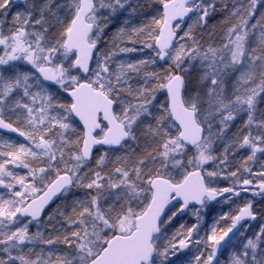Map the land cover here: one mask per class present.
<instances>
[{
	"label": "rangeland",
	"instance_id": "374dc122",
	"mask_svg": "<svg viewBox=\"0 0 264 264\" xmlns=\"http://www.w3.org/2000/svg\"><path fill=\"white\" fill-rule=\"evenodd\" d=\"M231 1L237 3L240 0ZM95 2L96 11L89 22L96 25L97 30L91 42L110 51L106 54H103L102 51L101 54L99 53L100 67H98L96 59L93 70L97 74L94 75L92 71L88 82L92 80L104 84L103 88L99 86L95 88L114 99L117 103L116 115L118 118L123 117L122 108L124 107L131 105L139 108L143 117L139 126H146L157 118L161 119L157 123L159 140L171 135L172 141L175 142V158L166 161L171 169H158L153 164H149L141 173L143 176L151 173L155 174L153 177L159 176L179 183L189 172L201 170L205 172L208 184L213 186L216 183L215 178H218L222 173L221 166L226 164V160L234 158L238 151L256 153L261 159H264V92L257 88L256 94L252 95L245 91L249 85L241 81L237 85L240 96L238 100L235 97L226 98L223 101L217 99L215 107H213L204 96V91L209 85L201 82L202 74L209 71L210 64L215 59V63L224 70L222 94L232 92L233 84L240 75L238 68L244 65H238L237 68L230 65L225 67L220 64L219 57H212L209 50L217 49L222 54L228 55V48L238 52L247 44L249 54L259 55L258 51L264 49V24L261 23L257 15L258 12L260 16L264 14V0H253L250 14L246 9L241 11L248 18H236L235 24L229 26L238 30L235 35H232V41L238 42L240 48H236L234 43L225 39V35L230 34L226 31L221 34L222 40H219L215 36L217 32L214 25L211 24V20L206 24L201 21V26L195 28V39L199 47L195 53H186L181 68L190 69L186 73L191 81V91L188 93L187 99L199 104V121L207 130L205 142L201 146L203 152L200 150L201 147L196 150H184L176 138L175 130L168 118L169 112L164 118L158 117L159 105L164 103L163 96L158 102L151 105L144 103V97L150 95L149 89L154 86L153 82L146 78V75L152 72L163 74L170 67L168 63L160 64L159 59L155 64L140 63L149 57L157 56L155 51L144 47V43L145 41L152 42L150 33L155 30L160 31L163 23H153L152 17L163 19L161 12L149 0H95ZM211 2L212 0H208L206 3L196 4L194 17L177 27L180 41L176 47L185 45L191 52L193 41L185 37L184 32L180 29L187 31L189 25L199 17L203 8L213 5ZM78 8L79 0H31L25 7L14 6L11 3L8 16L4 18L2 28H0L3 33L1 40L4 48L0 58V116L11 115L21 123L27 141L21 142L19 139L0 136V152L11 157L10 159H0V180L17 185L15 189L0 187V258L3 259L0 261L1 264L8 262L12 264H61L60 257L65 258L63 255L58 257V251H55L48 257L51 258L50 260H44L45 256L39 254L43 251L47 255L49 254L50 245L48 244L49 239H47L49 236L44 239L45 245L43 246L44 235H49V231L45 229L44 225L32 226L29 222H23L19 218V214L13 215L17 207L21 209L29 200L38 196L32 191V185L24 186L19 183L20 179L27 177L32 180L35 177L36 186L44 189L45 175L51 179L52 173L57 168L82 165L79 168L80 175L91 174L90 170H97L93 164L85 166L82 160L72 159V153L77 152L81 148V144L77 143L80 138L79 126L72 116L71 106L65 96V92L72 89L71 84L69 83L64 89L48 88L40 80L39 71L34 69L27 59L29 53H32L33 58L45 57V59L37 61L38 68L50 65L55 69V72L67 69L62 79L68 80L69 75L80 77L73 68L75 56L67 54L63 50L65 33L75 18ZM212 8L209 7L210 14ZM16 12L25 14L19 22L13 21V13ZM27 14L31 15V20L28 19ZM141 27H143L142 31ZM110 28H113L112 32ZM21 43L24 46L27 45L29 49L21 59H17L18 50L16 51V49ZM9 44L13 46V49L10 50ZM225 44H228V48H224ZM49 47L54 50L41 51V48L47 50ZM205 52L209 53L207 59L203 58ZM245 63L247 64V61ZM105 66L110 70L101 72L100 68ZM248 68V75L255 81V84L264 80V57H261L259 63L254 67L248 65ZM255 84L251 86L255 87ZM249 95L252 96L251 103L248 102ZM40 109L43 111H39ZM42 116L46 118L43 128L38 123ZM54 121L68 123L69 128L54 127ZM139 126L134 129V133ZM45 130H47L46 139L49 142L55 141L51 149L43 147L39 140L41 135H45ZM135 137L137 138L138 134ZM245 137H247L246 140ZM181 164L184 167H181ZM42 167H46L47 173L40 172ZM129 171L132 172V170ZM105 173L110 175L113 181L123 183L119 177L113 175L114 173ZM151 178L145 183L150 184ZM143 179L144 177L141 180ZM107 185L106 175L105 189L100 203L105 209L110 206L113 208V211L108 215V219L112 223L100 222L98 217L93 223L92 217H86L88 239L81 243L90 245L92 253L99 252L100 254L106 245L105 241L108 242L114 235L131 234L135 228V219L143 214L152 198L148 188L140 186V180H137L135 187L125 184L119 191L111 190ZM79 189L82 188H77L74 185L69 192H78ZM21 190H23V196L16 197L14 191ZM145 193H149L151 198L141 208V200ZM137 196L141 200H138ZM24 197H27V200ZM129 206L135 215L128 211ZM198 216V221L193 219L192 214L185 220H176L179 219L176 216L172 221V227L166 233L165 226H163L161 235L155 239L158 252L153 264H171L175 260L176 254L186 257L185 264H195L192 258L206 246V233L209 229H214V224L209 223L206 217V211L198 213ZM197 223H199V227H196ZM45 225L49 224L45 223ZM257 230H245L227 251V253L231 252V255H225V259L232 262L239 261V264H264V236L257 237ZM178 231L183 232L185 236L191 235L192 237L189 243L191 247L184 254L180 252V248L172 247L175 239L179 238L177 236L174 239L173 233ZM81 235L83 236L84 233L82 232ZM219 235L220 231H217L214 239L218 241ZM250 237L252 243L247 245V256H245L244 245ZM253 245H257V247L254 248ZM78 247L79 245H75V242L72 249H68L64 245L62 252H71V255L75 257ZM37 258L41 260L39 261Z\"/></svg>",
	"mask_w": 264,
	"mask_h": 264
},
{
	"label": "snow or ice",
	"instance_id": "6c2138e0",
	"mask_svg": "<svg viewBox=\"0 0 264 264\" xmlns=\"http://www.w3.org/2000/svg\"><path fill=\"white\" fill-rule=\"evenodd\" d=\"M12 0H0V28H2L4 18L8 16V11L11 7ZM121 7L123 5L121 4ZM209 7H214L213 5H209L208 7H204L201 11L199 17L192 22V24L189 25L188 30L184 31L183 29H180V31L184 32V36L188 39H191L193 41V47L191 49V52L186 48L185 45H179L176 48H173L170 43L167 44H158L159 40V31L155 30L154 32L150 33V36L152 37V42L145 41L144 47L148 48L151 51H155L157 53L156 57H149L147 60L141 61L140 63L146 64L148 62H151L152 64L156 63L157 59H160L164 62H167L170 67L164 71L163 74H160L158 72H152L148 73L146 75L147 79H150L153 82V87L149 89L150 95L144 97V103L151 105L154 102H158L160 100V97L163 96L164 103L159 105V111H158V117L164 118L166 113L169 112V108L171 106L172 113L176 112V104L180 103L182 105V108L189 117L194 122H199V104L195 101H189L187 99L188 93L191 91V81L190 78L186 75V73L190 69H182L181 64L185 58L186 53L191 54L195 53L197 51V48L199 47L196 39H195V28L200 27V22L208 23L210 21V12ZM156 8L158 11H163L164 4L163 3H157ZM25 14L22 12H16L13 13V21L19 22ZM28 15V19L31 20V15ZM39 22V21H37ZM152 22L155 24H161L166 23L162 18H156L152 17ZM143 30V27L140 29ZM238 30L234 27H229L226 29L225 39L229 41L230 43H234L236 48H240V45L238 42L232 41V35H235ZM179 33H173V37L178 35ZM130 43L132 41H129ZM2 43V41H0ZM224 48H228V44L224 45ZM54 49H44L41 48V51H52ZM212 54V57H219L220 64L227 66H231L233 68H237L238 65H244L243 67H239L238 71L240 75L237 78V81L234 82L232 92L227 94H222L221 92V86L224 84V70L220 67L219 64L215 63V59H213V62L210 64L209 71H206L201 76V82L207 83L209 85L208 88L204 91V96L207 98L208 103L210 106L215 107V103L217 99L220 101H223L224 99H232L235 97L237 100L240 98L239 96V90H238V84L242 81L244 84L249 85L245 89L246 92L251 93L252 95H255L257 92V88L261 92H264V80H261L259 84H255V81L251 79V77L248 75L249 68L248 65H252L253 67L259 63L261 60V57H264V49H261L259 51V55L256 54H249L248 53V47L247 44L244 45L243 48H240V50L237 52L231 48H228V55H224L221 53L220 50L217 49H210L209 50ZM198 54V53H197ZM209 56L208 52L204 53L203 58L207 59ZM28 61L32 64L33 68L40 71L41 73L44 72L43 68L37 67V61L41 59H45V57H35L33 58L32 53H29L27 57ZM98 61V67L99 66V58L97 57ZM247 61V64L245 63ZM91 58L84 60L81 62L80 60H77L75 62L76 66H79L80 69L87 74L91 69ZM63 68V65H61ZM110 68L105 66L103 68H100L101 72H107ZM67 69H64L62 71H56L52 73L51 76H44L43 79L49 83L56 84L59 88H66L67 85L70 83L71 87L75 89L78 85L81 83V77L76 75H69L68 80L62 79V77L65 76ZM94 72V75L97 73L95 70H92ZM248 77V78H246ZM59 81V83H57ZM89 83L92 84L93 87L99 86L101 88L104 87V84L98 81H92L89 80ZM255 87L251 86L254 85ZM252 96H248V102L251 103ZM73 108H75V104L72 105ZM39 111H43V109H40ZM123 117L118 118L122 128L118 135L110 137L109 139L105 140L104 143L108 144L110 147H117L121 145L126 138L131 136L133 139H135V133L134 129L139 126L142 123L143 117L141 116L140 109L133 107L129 105L128 107L122 108ZM81 120L85 122V126L87 128L86 134L82 135L78 140L77 143L81 144L82 147L77 152L72 153V159L74 160H81V159H91L92 154L95 151L94 145L96 143L95 140L92 139V129L91 127H88L87 121L85 120V117L83 115L80 116ZM168 118H171L170 116ZM227 118V117H226ZM45 117H41L39 123V126L43 128V125L45 123ZM66 119V118H65ZM179 119V116L177 117ZM127 121V123H125ZM54 127H60L64 129L69 128L68 123H56L54 121ZM203 124H200L201 129V139L203 138ZM19 135V133H17ZM47 136V130H45V135H41L39 137V140L41 142V145L45 148L51 149L52 145L55 143V141L49 142L46 139ZM86 136V138H85ZM247 137H245V140ZM89 140H92L91 143H89ZM182 142V141H181ZM157 143L156 148V154L162 158V163H166L168 159H174V141H172L171 135H168L167 138H161ZM199 145H194V147H198ZM201 152H203V148L201 147ZM172 154V155H170ZM34 155V153H33ZM107 153H104L100 155L97 160V170H90L91 174L85 173L84 175L79 174V168L82 167V165H76V166H67L65 168H57L54 173L51 175V179H48V176L45 175V181H44V191H47L48 198L45 200L42 205L40 206V209L33 213V218H38L42 213L43 209L48 206L51 202H53L54 198H59L62 194L66 195V189L71 187L72 185H75L77 188L85 189L88 193V197L85 200H81L79 198H74L71 202V205L69 206L68 214L65 215L63 212L61 215H65V219L67 220L68 227L71 229L69 233H66L64 236V242L65 247L68 249H72L75 245H79L77 248L76 256L73 257L71 255V252L68 253H62L60 255H63L65 259L61 261V264H94V258L99 255V252L92 253L90 250V245L88 244H82L81 241L88 239V220L86 217H92L93 223H95L96 217H98L100 222L103 223H112V221H109L108 215L113 211V208L110 206L108 209H105L101 206L100 198L102 196V193L105 189V177L107 175L108 178V187L111 190L119 191L121 187H124L125 184L131 185L132 187H135L137 180H140V186L141 187H147L149 190V193L151 192V185L146 184L145 182L150 179L151 173L145 174L144 179L141 180V169L145 166L147 163L146 160L140 158L135 163L139 165V167L136 168L135 172H130L129 164L127 162H124L122 164H118L117 166H114L112 169V172L119 177L120 182H115L112 180L111 176L108 175L103 171L106 160ZM10 156H5L2 152H0V159H10ZM55 159V157H53ZM210 159V157H209ZM27 167V165H25ZM181 167H184L183 164H181ZM46 167H42L40 169V172L47 173ZM159 174V173H157ZM135 177V179H134ZM20 184L27 186L32 185V191L39 194L42 189L36 186L35 183V177L32 180H29L27 177H24L20 179ZM0 187H8L10 189H15L17 185H12L7 183L6 181L0 180ZM149 193H145L142 200L139 196H137L138 200H141L140 207L143 208L144 204H146L150 200ZM14 195L16 197H22L23 196V190L21 191H14ZM213 197H210V199ZM25 200H27V197H24ZM173 198H170V201ZM175 203L169 202L165 205V209L162 210L159 214V216L156 218L157 225L158 226H165L164 231L165 233L168 231L169 228L172 227V221L177 216V211H183L185 208L189 207V201L187 199H182L179 195L174 197ZM198 198H196L193 203H200ZM177 209V211H173V209ZM93 209H95V212H93ZM123 211V210H122ZM129 212H132L131 206H129L128 209ZM205 211H210L209 209H205ZM20 212V208L17 207L16 211L13 213V215H18ZM171 213V215H169ZM240 213H243L245 216L251 217L253 220L256 219V213L251 210V202L247 207L241 208ZM133 215H135V212H132ZM193 219L199 220L198 212H193ZM51 219V217H48ZM119 218V217H117ZM237 218H241L238 214ZM224 219L227 220L228 217L225 215ZM199 223L196 224V227H199ZM233 225L232 227H234ZM222 229L218 224L214 223V229L210 228L207 235V244L202 249L200 253H198L196 256H194L192 259L195 262V264H216L217 259H220L223 264H239V261L232 262L230 260H226L225 256L220 254L218 243H222V241H217L214 239V236L217 231H221ZM232 228H228L227 231L231 232ZM84 233L82 236L81 233ZM179 237L178 239H175L176 237ZM264 236V225H261L260 228L257 230V237ZM173 238L175 239V243L173 244V248H186L189 243L191 242V235L185 236L183 232H174ZM199 243V241H197ZM107 243V241H105ZM252 243V238L250 237L244 245L243 253L245 256H247L246 248L248 244ZM253 247H257V245H253ZM225 255H231V252L226 253ZM166 259H167V253H166ZM186 257L176 254L175 260L171 262V264H185Z\"/></svg>",
	"mask_w": 264,
	"mask_h": 264
},
{
	"label": "water",
	"instance_id": "95a60500",
	"mask_svg": "<svg viewBox=\"0 0 264 264\" xmlns=\"http://www.w3.org/2000/svg\"><path fill=\"white\" fill-rule=\"evenodd\" d=\"M27 1L28 0H14V4H24ZM200 1L204 2L206 0H172L164 5L163 13L164 21H166V23H164L161 29L158 44L170 43L172 47H174L178 38L177 35L173 37L175 26L179 23L185 22L193 16L194 9L190 8V6ZM94 9V0H81V8L76 19L73 21L65 45L68 52H77V60H80L81 62L89 58H91V61L93 62L94 55L98 48L96 45L89 44V38L94 32V25L88 24L87 19L93 14ZM160 61L165 63L162 60ZM74 66L76 69L81 70L76 64ZM81 73L83 77L87 78L90 71L85 74L81 70ZM40 74L42 77L49 76L50 69H44V72H40ZM67 95L72 100L73 104H75V108L72 107V113L82 125L85 134L87 128L85 122L80 118L81 115L85 117L88 127H91L92 129V139L96 141L94 145L95 151L92 154V158L99 148L117 150L130 140L129 136L117 147H110L108 144L104 143V141L110 137L118 135L122 128V125L118 122L114 114L115 103L106 95L99 91H95L93 86L87 83L81 84L79 87L75 88V90L68 92ZM169 109L173 121L181 129L182 133L180 135V140L190 147L201 144L204 138V130H202L203 138L201 139L200 127L197 122H194L187 112L183 110L182 105L180 103L176 104L175 113H172L171 106ZM178 116L179 119H177ZM101 118L103 123L107 125L108 130L102 140H97L95 136L102 131ZM0 130L10 134L18 133L16 129L5 125L1 119ZM91 142L92 140H89V143ZM92 158L84 160L90 162ZM152 190L154 191L153 202L146 214L136 220V231L129 237H115L107 245L102 254L94 260V264H150L155 256V249L152 244L153 238L160 233V226L157 225L156 218L159 216L160 212L165 209L166 204L169 202L175 203V200L171 199L170 201V198L179 195L182 199H187L189 201L190 207L193 205L202 206L203 200L207 195L205 181L202 173L199 171L190 174L182 184L177 186L164 179H155L152 182ZM48 194L49 193L46 191L43 195L33 200L27 207L22 209L20 212L21 218L23 220L31 219L34 222L40 221L43 218L45 211L62 196L54 198L53 202L43 209V213L38 218L34 219L32 214L40 209L42 203L47 200ZM196 198L201 202L193 203ZM188 208H185L181 215H184ZM240 217L241 218L238 219L230 234L222 240V243L218 244L221 255H223L230 241L242 229L244 223L251 218L243 215V213ZM187 248L188 246L183 248L182 251L185 252ZM219 260L220 259H217L216 264H218Z\"/></svg>",
	"mask_w": 264,
	"mask_h": 264
},
{
	"label": "flooded vegetation",
	"instance_id": "af4514ba",
	"mask_svg": "<svg viewBox=\"0 0 264 264\" xmlns=\"http://www.w3.org/2000/svg\"><path fill=\"white\" fill-rule=\"evenodd\" d=\"M110 30L112 31L113 28H110ZM0 44L2 46V43ZM9 46L10 49H13L11 44H9ZM28 49L27 45L24 46L23 43L20 45L18 44L16 51L18 50L17 53L19 55L17 59H21L27 53ZM44 68H51L52 73L55 72V69L50 65H46L43 69ZM54 86H56V84H54ZM0 117L2 118V116ZM3 117L6 116L3 115ZM6 122L14 126L19 124V126L16 127L22 130V132L24 131L21 123L15 122V124H13V122L8 120H6ZM11 138L19 139L21 142H27L25 133L24 137L21 139L16 136H12ZM245 154H248V152ZM256 157V154L252 157L250 155L249 157L243 155V157L237 156L236 158L226 160V164L221 166V175L218 178L216 177V183L213 186L207 185L208 189L216 193V196L211 199H206L204 201V206L201 208L191 207L187 211L186 217L182 219L179 218L180 211L174 208L173 211H177V216L179 218L176 220H185L193 212L201 214L205 209H209L210 211H206V217L209 223H215L220 226L222 229L220 231V239H222L228 233L227 229L232 228L235 224L238 214L240 215V209L247 207L251 202V210L256 213L258 221L253 222L249 220L243 227L241 234L245 232V230L255 229L264 225V159H256ZM225 215L228 217L227 220L224 219ZM241 234L232 240L228 250L237 239H239ZM220 263H222V261H220Z\"/></svg>",
	"mask_w": 264,
	"mask_h": 264
},
{
	"label": "trees",
	"instance_id": "16d2710c",
	"mask_svg": "<svg viewBox=\"0 0 264 264\" xmlns=\"http://www.w3.org/2000/svg\"><path fill=\"white\" fill-rule=\"evenodd\" d=\"M166 1L168 0H156L153 5L156 6L158 2L164 3ZM242 1L243 0H240L238 3H235V1L231 0H212L211 3L214 4V7L211 9L210 20L212 22L211 24L214 25L213 27L217 32V35L215 36L219 40H222L221 34H223L229 26L235 24L236 18H248V16L241 11L242 9H246V11H248V14H250V7L253 0H244V2ZM245 3H249V6L244 5ZM257 16H259V18L264 17V14L260 16V13L258 12ZM263 20V18L260 19L261 23H264L262 22ZM102 52H105L104 48H102ZM157 123H159V120H152L146 126H139L136 133L138 134V137L136 139H133L134 141L131 144L127 145L125 148L118 152H108L106 155L108 156L107 165L104 167V171L113 173L112 169L114 166L127 162L129 164L128 170H132V172L134 173L136 168L139 167V165L135 162L140 158L147 161L145 166L141 169V173L145 171V168L149 164H153L155 168L167 167L166 164L164 165V163H162V159L157 158L156 154V142L159 141L160 137L159 130L157 129ZM135 141L138 142L136 143ZM102 154V152H99L92 162V164L96 167V160ZM154 175L155 174H151V176ZM87 197L88 193L85 189H79L78 192H69L58 205L54 206L48 212V217H51V219L47 217V220H50L49 226L53 227V229H55V232H52L51 228H49L48 231L53 235L54 240L58 242L56 243V251H58V257L61 256L60 254L64 253L62 252L65 245L64 236L66 233H69L71 231V229L68 227L67 220L65 219V215H67L69 211V206L71 205V202L74 198L85 200L87 199ZM62 212L65 215H61ZM61 258L65 259L63 257Z\"/></svg>",
	"mask_w": 264,
	"mask_h": 264
}]
</instances>
